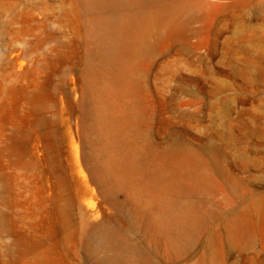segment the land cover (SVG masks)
Here are the masks:
<instances>
[{
  "label": "rangeland",
  "instance_id": "obj_1",
  "mask_svg": "<svg viewBox=\"0 0 264 264\" xmlns=\"http://www.w3.org/2000/svg\"><path fill=\"white\" fill-rule=\"evenodd\" d=\"M94 1L0 0V264H264V0Z\"/></svg>",
  "mask_w": 264,
  "mask_h": 264
},
{
  "label": "bare ground",
  "instance_id": "obj_2",
  "mask_svg": "<svg viewBox=\"0 0 264 264\" xmlns=\"http://www.w3.org/2000/svg\"><path fill=\"white\" fill-rule=\"evenodd\" d=\"M115 0H95L93 5L103 6L105 3L114 2ZM87 103V101H86ZM90 115L93 114L94 110L90 109ZM86 130V129H85ZM87 134L88 130L86 131ZM94 149L97 151L96 144L94 145ZM96 155V154H95ZM109 167L111 172H113L112 164L109 160ZM95 181L102 188H106L108 191L112 188L113 182L107 180L102 173H96ZM98 239L96 243H94V238ZM86 246L91 252V254H96L102 251L105 248H116L117 253L105 257L104 259L96 262L95 264H133L134 263V250L128 244V242L123 237L122 233L111 227L106 223H99L91 225L88 233V237L86 240Z\"/></svg>",
  "mask_w": 264,
  "mask_h": 264
}]
</instances>
